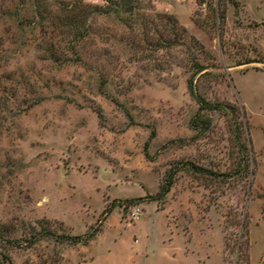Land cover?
<instances>
[{"label": "rangeland", "instance_id": "rangeland-1", "mask_svg": "<svg viewBox=\"0 0 264 264\" xmlns=\"http://www.w3.org/2000/svg\"><path fill=\"white\" fill-rule=\"evenodd\" d=\"M82 1L76 40L62 5L0 0V264H236L243 223L264 264V0H138L132 18Z\"/></svg>", "mask_w": 264, "mask_h": 264}, {"label": "trees", "instance_id": "trees-1", "mask_svg": "<svg viewBox=\"0 0 264 264\" xmlns=\"http://www.w3.org/2000/svg\"><path fill=\"white\" fill-rule=\"evenodd\" d=\"M36 1H37L38 9H40V5L42 6V2L40 1H43V0H35L34 5H36ZM52 1L55 3V5L56 4L62 5V8L66 11V15L63 17L62 23L64 24L63 26H65L68 30H70L73 33L74 39L80 40L88 36L89 30H88V25L86 21H87L88 14L90 13V10L86 8L82 0H71L69 2H66L65 0H52ZM103 1H104L103 9H104V13L106 14H116L120 16H127L129 18H132L134 15L138 14L136 12V9H138L137 5H139L138 0H103ZM40 12H41L40 19L38 20H33L32 18L33 15L30 18H23L19 20L20 27L24 28L25 26H28L29 28H31V27H36V25L41 24V19L44 20L46 18H44L45 12L42 9ZM26 19L28 22L26 21ZM133 23L134 21L131 20L129 27H132ZM203 70H204L203 66L197 65L196 74L202 72ZM193 87H194L193 78H189L187 80V88L191 93H192ZM197 101L200 102V106H199L200 110L215 109V110H219L223 112L231 111V114L233 115L235 114V108L232 106H229L228 104L216 103V104H213L211 108L210 107L207 108L206 106H209V104H207V102L203 100L201 97H199ZM208 124H209V121L207 119L202 118V117H197L193 120L192 126H196L198 128L200 127L205 128L207 127ZM235 131H236L235 138H236V142L238 145V149H239V152L242 154L244 151V144L241 141L240 129L237 125L235 126ZM185 165L187 167H190L191 170H194L195 172L199 171L203 173H209L211 175H216L217 177L220 176V174H216L207 168H198L193 163L186 162ZM244 166H245V158L242 154L241 160L238 163V167L240 169H243ZM176 171H177V168L176 169L171 168L165 175L164 181L159 185V189L156 195L146 196V198L156 200L159 203L163 202L167 193L170 191V188L172 187L174 183ZM137 201L139 200L137 199L128 200L125 203L132 205ZM112 205H120V204H116V202H113ZM108 212H109V209L104 210V214H108ZM245 226H246L245 223H243V227H242L243 230L240 234L241 238H240L239 245H238L236 264H249L248 263L249 242L247 240H245L244 242L243 240L245 236H248V232L247 231L244 232ZM42 230H43L42 232H37V233L34 232L33 237L37 239V238H42V237L50 235V232L46 228H43ZM100 231H101V228L96 226V227H91L89 231H87L86 233L82 235H63L62 234V235L56 236L55 240L57 242L65 240L71 244L81 243L85 245L91 240H93ZM6 239L10 243L13 242L12 238H11L12 240H10V238H6ZM240 258H241V261H240Z\"/></svg>", "mask_w": 264, "mask_h": 264}, {"label": "built area", "instance_id": "built-area-1", "mask_svg": "<svg viewBox=\"0 0 264 264\" xmlns=\"http://www.w3.org/2000/svg\"><path fill=\"white\" fill-rule=\"evenodd\" d=\"M129 216L132 219H137L140 216V208L136 205L134 206L130 212H129Z\"/></svg>", "mask_w": 264, "mask_h": 264}]
</instances>
